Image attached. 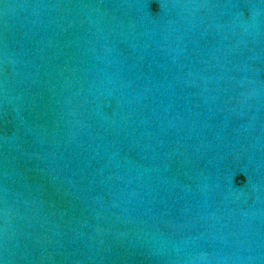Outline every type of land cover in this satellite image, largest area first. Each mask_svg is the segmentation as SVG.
Here are the masks:
<instances>
[{"label": "water", "instance_id": "1", "mask_svg": "<svg viewBox=\"0 0 264 264\" xmlns=\"http://www.w3.org/2000/svg\"><path fill=\"white\" fill-rule=\"evenodd\" d=\"M0 264H264V0H0Z\"/></svg>", "mask_w": 264, "mask_h": 264}]
</instances>
